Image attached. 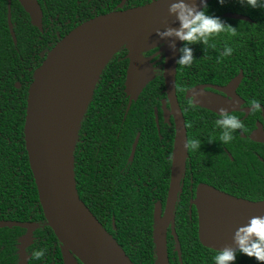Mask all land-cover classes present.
<instances>
[{
	"label": "trees",
	"instance_id": "1",
	"mask_svg": "<svg viewBox=\"0 0 264 264\" xmlns=\"http://www.w3.org/2000/svg\"><path fill=\"white\" fill-rule=\"evenodd\" d=\"M8 1L0 0V40L3 46L9 47L14 53L8 29ZM151 1L130 0V8ZM257 9L264 10L242 5L239 0H224L223 4L219 0L208 1L207 13L235 27L237 34L232 36L222 33L213 37L210 45L214 44L215 48H205L202 44L191 45L195 57L191 67H180L177 64L176 90L187 121L189 139H192V111L188 110L189 100L186 98L189 89L204 84L226 85L243 71L244 80L239 93L250 102L252 89L254 91L257 81L255 75L264 84V67L256 66L254 58L257 45L264 49V35H261L264 31L262 27H256L253 20L252 12ZM228 12H239L248 16L251 21L224 17V13ZM14 21L13 18L12 23ZM46 26L43 34L36 27L29 26V83L51 49L77 24L56 23ZM16 29L15 27V31ZM226 45L233 48V53L223 57ZM160 47L142 53L143 57L151 58L152 71L148 75L152 79L138 100L132 102L128 112L129 97L125 92L130 62L128 46L124 45L110 59L80 121L74 144V173L80 198L114 236L134 264H155L157 261L154 208L160 199L165 201V189L168 185L163 180L156 185L157 173L162 171L163 175L166 167L162 165L161 170L155 164L161 159L160 154L171 156L174 146V127L171 132L164 129L158 132L154 122V107L159 106L162 100L167 101L163 76L164 53L159 51ZM182 47L183 42L180 49ZM1 53L0 65L3 71L5 67L13 66L14 60L10 51L2 49ZM181 55L179 51L178 59ZM259 65L264 66V57L259 58ZM26 96L27 92L22 102L18 103L19 109H22V113L18 112L22 119L17 123L2 122L1 125L0 221L39 224L33 234L35 241L26 250L28 255L31 254L27 264H45L42 259H32V254L41 249L45 250V255L55 253L61 262V243L46 223L26 151L23 131ZM139 132L141 138L134 160L128 162L134 139ZM237 136L239 142L245 140ZM233 155L239 163L240 154L234 152ZM97 162L100 163L99 169L95 166ZM225 164L231 166L233 163L226 158ZM239 168L241 169V164ZM185 202L184 199L180 201L175 215L176 236L171 231L168 236L170 264H215L217 251L200 242L197 217L194 215L193 220H190ZM25 233L26 229L20 227L0 229V264H19L17 243ZM176 245L179 250L173 252ZM235 264L259 262L238 252Z\"/></svg>",
	"mask_w": 264,
	"mask_h": 264
},
{
	"label": "water",
	"instance_id": "2",
	"mask_svg": "<svg viewBox=\"0 0 264 264\" xmlns=\"http://www.w3.org/2000/svg\"><path fill=\"white\" fill-rule=\"evenodd\" d=\"M19 2L29 12L32 24L41 28L42 12L37 0ZM171 2L172 0H160L155 3L153 0L142 6L98 16L78 25L51 49L35 72L27 98L24 139L39 202L48 226L63 245L65 264H79L78 261L81 264H134L114 236L80 198L74 173V144L80 121L105 66L124 45L129 48L130 60L125 83V92L129 96L127 112L152 79L148 75L152 71L151 58L143 57L142 53L158 46H161L160 51L164 53L163 76L170 105V111L166 114L174 118L175 137L168 200L163 215L161 204L155 206L154 239L157 255L155 264H170L168 230L170 222H174L172 217L188 157V150L185 148L187 128L176 90L177 59L182 41L161 39L157 35V30L180 26L176 17L169 14ZM224 16L250 21L249 17L236 13H226ZM117 40L125 41L98 74L68 141V130L63 122L62 99L72 65L79 56L94 46ZM173 43L175 50L170 47ZM144 65L150 68L145 70ZM243 78L244 73L241 71L225 86L197 85L187 91L186 98H191L195 105L217 113L220 108H225L228 113L237 111L243 103L237 93ZM207 87H213L227 97L209 92ZM200 93L202 95H198ZM193 96L197 97L196 101ZM255 135L251 136L252 140H262ZM139 138L140 134L133 144L130 161L134 158ZM196 204L200 242L215 251L226 246L235 247L233 236L236 229L253 216L264 217V200L252 202L209 186L199 188ZM14 227L27 229V233L19 240V248L23 252L33 239V226L25 222L0 221V229ZM173 231L176 236L175 229ZM24 262L25 260L21 264Z\"/></svg>",
	"mask_w": 264,
	"mask_h": 264
},
{
	"label": "flooded vegetation",
	"instance_id": "3",
	"mask_svg": "<svg viewBox=\"0 0 264 264\" xmlns=\"http://www.w3.org/2000/svg\"><path fill=\"white\" fill-rule=\"evenodd\" d=\"M129 1L130 0H37L42 12L41 28L36 27L32 24V19L29 12L24 8V6L19 2V0H17V2L15 3H12V1L10 0L8 1V29L13 40L14 53L9 47L3 46L0 40V64L2 63V49L10 51L12 53L14 61L13 66H7L3 71L0 65V140L3 136V133L1 132L2 122L16 121L17 123L22 119L19 117L18 112L20 111V113H22V109H19L18 103L22 102L24 94L27 92V104L29 88L31 86V83L33 82L32 80V82L29 83V45L31 44V41L29 40V26L32 25L33 27H36L37 30L40 31V33L42 34L45 31L44 29H47L46 24L51 25L56 23H64L77 24L78 26L95 17L108 14L113 11L127 10L130 8ZM228 13L241 14L239 12ZM252 13L254 23L255 25H257L256 27H262V31H264V10L259 11L257 9ZM225 14L226 13H224V15ZM241 15L246 16L244 14ZM13 18L15 19L14 23H12ZM15 27L17 28L16 31ZM260 57H264V49L263 46L257 45V48L254 53L255 63L256 66L264 67L263 65H259ZM255 79L257 81L255 84L254 91L252 89V96L250 102H248L239 93L241 85L237 89V93L243 99V103L240 105L239 110L229 112V114L236 115L245 127L243 130H237L233 134L234 139L229 142V144L231 143V145H226L220 141L222 129H220L216 125V120L220 118L219 113L209 108H204L195 105L191 98H187L189 100L188 110L192 111L190 114L191 136L192 139H197L201 142V147L199 150H193L190 152L188 151L185 172L181 181V187L178 194V200L176 203L174 216L172 217L174 219V222H170L168 236L170 234V231L174 234L173 230L175 229L176 223L175 215L178 209V205L182 199L186 200L185 206L187 208L190 220H193L194 215H196L197 223L199 224L198 206L196 204V199L197 192L201 186H209L221 192L235 196L237 198H242L252 202L264 200V84L258 81V75H255ZM206 90L215 94H219L222 97H227L225 93L220 92L213 87H207ZM252 100L259 101L261 105V111L252 113V110L249 108ZM181 109L183 112L182 106ZM169 111L170 105L168 103V99L167 101L162 100L159 106L157 105L156 107H154V122L158 129V132H160L162 129L167 132H171L172 127H174L175 131V123L173 116L166 114V112ZM185 124L188 134L186 119ZM194 133H196L197 135ZM138 134H140L141 138V133L139 132ZM138 134L136 135V137L138 136ZM159 134L161 137V133ZM237 135H239L245 140L243 142H239V138ZM252 135H255L256 138L262 140H252ZM234 152L238 153V155L240 154L241 156V160L239 161V163L236 161V158L233 155ZM172 154L171 156H169L168 154L162 156L160 154L159 158L161 159H158V162L155 164V166H157L161 170L162 165L163 167H166L165 171H163V175L162 171H160L156 175L158 179L156 181V185L160 183L161 180H163L164 183L168 185L167 189H165V201L162 202V199H160L156 202V204H161L162 215L164 214V211L166 209V204L169 195L172 171ZM226 158L233 163L231 166H227L225 164ZM162 159L164 160L162 161ZM132 161H130L129 156L128 162ZM240 164L241 169L239 168ZM95 166L97 167L96 169H99L100 163L97 162ZM25 223H29V225L33 226V239L31 240L29 245L23 249V252L20 251L19 240L27 233V229L26 233L18 239L17 254L19 256V264H21L24 260V264H27L30 260L31 254L29 253L28 255L26 250L27 248L31 247V245L35 241V237L33 234L39 225L35 222ZM62 247L63 245L60 244L61 255ZM178 250L179 246L176 245L173 249V252ZM42 260L45 264H65L63 255L61 259L62 261L60 262V259L57 257V255H55V253H51V255H45ZM78 263L81 264L80 261H78Z\"/></svg>",
	"mask_w": 264,
	"mask_h": 264
},
{
	"label": "clouds",
	"instance_id": "4",
	"mask_svg": "<svg viewBox=\"0 0 264 264\" xmlns=\"http://www.w3.org/2000/svg\"><path fill=\"white\" fill-rule=\"evenodd\" d=\"M159 2L160 0H155V3ZM219 2L223 4L224 0ZM239 3L247 4L252 8H264V0H239ZM168 11L170 15L176 17L180 26L179 28L167 27L163 31L157 30V35L161 39H178L184 43V47L180 49L182 55L177 60L180 67H191L193 64L195 57L191 45L202 44L205 48L208 46L215 48L214 44L210 45L213 37L222 33L232 36L237 34L235 27L207 13V0H172ZM170 47L175 50L174 43ZM232 53L233 48L226 45L222 56L228 57ZM193 99L196 101L197 97L193 96ZM249 108L252 113L261 111V105L257 100H252ZM219 117L216 125L222 129L220 141L227 144L234 139L233 134L237 130H243L245 126L236 115L229 114L225 108L219 109ZM200 147L201 142L197 139H188L185 144L189 152L199 150ZM233 241L235 247L226 246L217 251L214 257L215 264H235L238 252L249 258H255L259 264H264V217L253 216L246 224L239 226L234 233ZM44 256L45 250L41 249L32 254V259L40 260Z\"/></svg>",
	"mask_w": 264,
	"mask_h": 264
},
{
	"label": "bare ground",
	"instance_id": "5",
	"mask_svg": "<svg viewBox=\"0 0 264 264\" xmlns=\"http://www.w3.org/2000/svg\"><path fill=\"white\" fill-rule=\"evenodd\" d=\"M124 41L117 40L96 45L84 52L73 63L62 99L63 122L68 130L66 134L68 141L71 139L81 108L89 96L98 74Z\"/></svg>",
	"mask_w": 264,
	"mask_h": 264
},
{
	"label": "rangeland",
	"instance_id": "6",
	"mask_svg": "<svg viewBox=\"0 0 264 264\" xmlns=\"http://www.w3.org/2000/svg\"><path fill=\"white\" fill-rule=\"evenodd\" d=\"M150 64V63H149ZM145 70L149 69L150 67L148 65H144Z\"/></svg>",
	"mask_w": 264,
	"mask_h": 264
}]
</instances>
